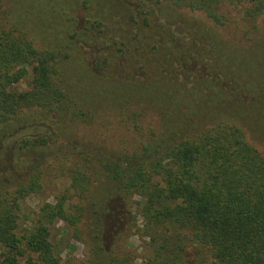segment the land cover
Segmentation results:
<instances>
[{
    "label": "trees",
    "instance_id": "obj_1",
    "mask_svg": "<svg viewBox=\"0 0 264 264\" xmlns=\"http://www.w3.org/2000/svg\"><path fill=\"white\" fill-rule=\"evenodd\" d=\"M148 1L0 0V138L13 117L39 109L71 121L108 116L106 124L130 132L115 139L109 156H95V166L86 153L76 160L61 149L71 160L68 184L26 227L19 202L41 189L39 172L0 175V264H62L49 238L56 219L87 246L84 259L65 264H264V76L233 49L226 58L257 79L220 78L194 31L157 20ZM161 1L234 28L255 27L264 12V0ZM83 46L90 64L75 52ZM174 75L191 87L189 97L174 93ZM90 104L111 108H81ZM45 144L39 133L16 143L24 154ZM96 167L100 175L91 176ZM96 179L114 185L109 198L123 202L128 230L143 239L139 263L130 250L102 245L105 230L114 238L116 229L104 226L103 206L90 240L80 234L82 201L92 204L88 187ZM185 247L193 262L182 256Z\"/></svg>",
    "mask_w": 264,
    "mask_h": 264
},
{
    "label": "rangeland",
    "instance_id": "obj_2",
    "mask_svg": "<svg viewBox=\"0 0 264 264\" xmlns=\"http://www.w3.org/2000/svg\"><path fill=\"white\" fill-rule=\"evenodd\" d=\"M147 4V10L151 12L150 15H155L157 20H172L175 24L183 25L186 30L194 31L191 34L196 36V40L203 43V47L208 54L207 60L211 61L213 59L215 61L216 69L221 73L220 78L224 80L235 79L242 74L241 79L244 81L251 82L257 79L256 76L251 75L255 74L250 69L245 70L241 65L236 66V63L226 58L229 55V51L233 52V49L239 50L238 52L242 54L243 58H247L254 67L258 68L257 76L260 74L264 76V12L256 19L255 27L246 26L234 28L216 24L198 10H190L188 8L170 10L161 0L158 2L150 0ZM153 8L163 9V13L166 15L160 17ZM243 29H246V31H243ZM77 49H75L76 54L79 53L81 58L87 64H90L91 59H89L88 50H84H90V48L83 46L78 51ZM164 67L168 68L165 64ZM171 77L174 81L170 80V82L176 88L174 93H184L189 97L191 95V87L184 82L178 83L181 79L178 80L176 75ZM261 80L264 82V79ZM262 84L264 86V83ZM162 86L167 87L166 84ZM81 108L83 110H93L98 113L106 111L107 108L111 107L90 104L82 106ZM252 109L254 110V108ZM248 110L250 111V109ZM104 119H108V116H97V118L92 120L83 121L81 119H74L71 121L66 118L64 112L63 115H60L55 111L45 113L40 109L21 112L11 119V126L7 128L4 136L0 138V175L3 178L7 176L21 177L25 176L26 173L38 171L41 184L39 191L28 194L19 202L17 214L18 222L21 225L24 224L26 227L32 215L36 212L37 207L43 202H53L55 195H60L68 184L67 166L71 163V160L63 157L61 149H66L67 146V150L73 152L69 157L71 156L76 160H81V156H84L86 153L88 159L95 166V156H99L100 154L109 156L111 151L119 144L115 142L116 138H128L125 134H129L130 132L123 131V129H115L110 119L109 124H106ZM260 119H262V125H260L262 131L264 128V118L260 117ZM37 133L44 135L47 144L38 146L27 154L18 150L16 143L21 136ZM124 141L126 143L128 142L126 140ZM258 147L263 150L264 143H260ZM161 149L162 147L157 148V151ZM78 150H82L83 153L81 155L76 154ZM12 151L14 154L13 159L11 158ZM11 162H13V165H11ZM19 173H22V175L19 176ZM91 173V176L95 174L99 176L100 169L96 167L95 171ZM88 188L90 189L89 197L92 198V204L87 205L89 200L82 201V206L85 205V212L79 224L80 234L86 240H90L89 233L92 232L91 227L96 230L97 225L103 219L102 216H98L95 210L99 212V205L103 206V209H106L107 213L104 214V226L106 223L108 226L116 229L113 231L114 238L107 237L108 231L105 230L106 234L102 238V245L117 252H123L125 249L130 250L135 256L133 258L134 262L139 263L140 256L145 254L142 244L143 239L133 234L131 232L132 229L130 231L128 230L129 223L125 221L127 220V209L125 205L121 204L122 201L109 198V193L114 189V185L108 180L96 179L91 182ZM136 198H133V200H136ZM133 207L132 205L130 209L133 210ZM121 214H124V217ZM139 224L140 218L137 216V225ZM70 229V227L65 226L64 222L58 219L54 220L49 228L50 241L55 247L59 248V261L62 264L67 263L66 260L72 257L78 260L86 257L87 246L84 245L82 240L73 239ZM182 256L187 263L193 262L194 256L191 248L185 247Z\"/></svg>",
    "mask_w": 264,
    "mask_h": 264
}]
</instances>
